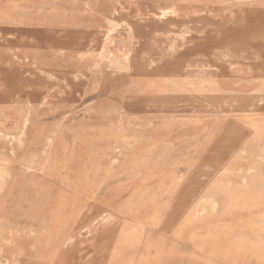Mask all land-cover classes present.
Listing matches in <instances>:
<instances>
[{"label":"rangeland","instance_id":"374dc122","mask_svg":"<svg viewBox=\"0 0 264 264\" xmlns=\"http://www.w3.org/2000/svg\"><path fill=\"white\" fill-rule=\"evenodd\" d=\"M26 167L0 264H264V0H0V196Z\"/></svg>","mask_w":264,"mask_h":264},{"label":"bare ground","instance_id":"6f19581e","mask_svg":"<svg viewBox=\"0 0 264 264\" xmlns=\"http://www.w3.org/2000/svg\"><path fill=\"white\" fill-rule=\"evenodd\" d=\"M48 1V0H47ZM45 2V1H44ZM54 2V1H53ZM57 2V1H56ZM28 4V2H25ZM30 3V2H29ZM74 3V2H73ZM45 4V3H44ZM47 4V3H46ZM49 4V3H48ZM47 4V5H48ZM86 4V3H85ZM43 5V4H42ZM72 6V5H71ZM86 8V6H85ZM160 12V11H159ZM163 13V12H162ZM161 15V14H160ZM165 15V14H163ZM3 16V15H2ZM12 20V19H11ZM10 20V21H11ZM14 22V21H13ZM106 22V21H105ZM7 23V22H6ZM107 23V22H106ZM22 24V23H21ZM112 23H110L111 25ZM116 26V25H114ZM107 34V33H106ZM110 34V33H109ZM113 34V33H112ZM107 36V35H106ZM105 36V37H106ZM129 37V36H128ZM177 37H181V36H177ZM8 38V37H7ZM12 38V37H11ZM179 39V38H177ZM181 40V39H179ZM108 41V40H107ZM105 42V41H104ZM112 44V43H110ZM102 53V51H101ZM88 54H86L85 56H87ZM100 55V54H99ZM127 55V54H126ZM82 57V56H81ZM110 57V56H109ZM84 58V57H83ZM126 58V57H125ZM15 59V58H14ZM101 59V58H100ZM123 59V58H122ZM125 63V62H124ZM112 64V63H111ZM122 65V64H121ZM192 68V67H191ZM4 70V68L2 69ZM192 70V69H191ZM6 71V70H5ZM40 74V73H39ZM27 75V74H26ZM41 76V75H39ZM76 76V74H75ZM45 77V76H44ZM47 77V76H46ZM50 78V77H49ZM48 78V79H49ZM74 78V77H73ZM76 80V79H75ZM50 81V80H48ZM63 82V81H62ZM63 84V83H62ZM245 87V86H244ZM45 97V96H44ZM45 100V99H44ZM238 102V101H237ZM144 104V103H143ZM242 104V102H241ZM245 104V103H244ZM252 104V103H251ZM230 108H236L237 107V104L236 103H230ZM240 106V105H239ZM243 106V104L241 105V107ZM240 107V108H241ZM198 108V107H197ZM239 108V107H237ZM252 108V107H251ZM242 110V109H241ZM131 111V110H130ZM23 120V119H22ZM25 122H23L24 124ZM11 138V137H10ZM12 139V138H11ZM18 141V140H17ZM24 154V153H23ZM19 163V162H18ZM30 171V168L29 167H26L24 168V170H21L19 172V174L17 175H13V174H9L8 175V181H9V187L7 189V191L2 195L0 196V216H2L3 218L7 217L12 211L14 212H17L18 210H20L19 208H21L22 206H24L22 203L20 206L15 204V203H18V201L21 200V202H23L24 198H26L30 192H32L33 188H30L32 182L28 179L27 177H31L32 175L29 173ZM47 174L45 173H42V177L40 178V181H41V185L45 183V177H46ZM101 176V175H100ZM180 180V179H179ZM47 184V183H46ZM71 191H73L74 193H76L77 196H82L84 197L85 195V192L82 188H78V189H75L73 190V188H70ZM52 189L48 186H45L43 189H42V194L43 195H48L49 193H51ZM261 197V196H260ZM262 198V197H261ZM85 199V198H84ZM10 201L11 204V208L6 206V204L4 203L5 201ZM91 200V199H90ZM262 200V199H261ZM86 203V202H85ZM87 204V203H86ZM86 206V205H85ZM257 206V205H256ZM263 206V205H262ZM13 207H16L15 209ZM252 207V206H251ZM250 208V207H249ZM252 213V212H251ZM250 215V214H248ZM81 217V216H80ZM10 218V217H9ZM105 219L102 218V220L100 222H97L98 225H97V231L94 232V234H96V238L97 236H99V234H102L103 230H102V225H103V221ZM165 220V218H164ZM237 220V219H236ZM239 220V219H238ZM5 221V220H3ZM242 222V221H241ZM240 222V223H241ZM76 223V222H75ZM158 223V222H157ZM156 223V224H157ZM235 226V224H234ZM260 228V227H259ZM244 229V228H243ZM96 230V229H95ZM108 233H111L112 229H108ZM246 230V229H245ZM2 231V230H1ZM0 231V238H1V241L2 242H7L9 237L12 236V235H15V234H19L20 231H18L16 228L12 227V228H8L7 230H3V232ZM240 231V230H239ZM251 232L253 230H250ZM257 232V231H256ZM33 233V232H32ZM31 233V234H32ZM244 233V231L242 232ZM66 234V233H65ZM247 235V234H246ZM244 238V237H243ZM257 239V238H256ZM254 241V240H253ZM236 245V244H235ZM99 248V247H98ZM97 248V249H98ZM254 249V248H253ZM9 251V250H8ZM247 251V250H246ZM83 258V257H82ZM107 256L105 255V253L102 251V253L99 252V254L97 256H95L94 258H89V259H86V260H83L82 263L83 264H106L107 263ZM230 262V261H229Z\"/></svg>","mask_w":264,"mask_h":264}]
</instances>
